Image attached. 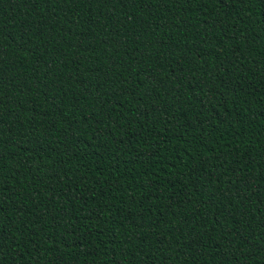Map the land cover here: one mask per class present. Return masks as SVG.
I'll use <instances>...</instances> for the list:
<instances>
[{"label":"trees","instance_id":"trees-1","mask_svg":"<svg viewBox=\"0 0 264 264\" xmlns=\"http://www.w3.org/2000/svg\"><path fill=\"white\" fill-rule=\"evenodd\" d=\"M0 264H264V0H0Z\"/></svg>","mask_w":264,"mask_h":264}]
</instances>
